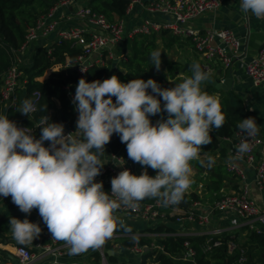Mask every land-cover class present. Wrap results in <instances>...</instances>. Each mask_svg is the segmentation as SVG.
Wrapping results in <instances>:
<instances>
[{"label":"clouds","instance_id":"clouds-1","mask_svg":"<svg viewBox=\"0 0 264 264\" xmlns=\"http://www.w3.org/2000/svg\"><path fill=\"white\" fill-rule=\"evenodd\" d=\"M241 11L264 18V0H241ZM161 54L159 50L150 53L157 71ZM190 71V78L171 89L154 79L128 83L115 75L91 83L80 79L72 101L79 114L77 131L68 135L63 124L46 117L41 123L47 126L40 127L41 137L36 139L29 128L0 116V196H10L25 214L38 209L53 240L64 241L70 255L100 248L118 227L130 230L115 216L122 206L137 209L146 198H156L165 207L180 204L194 182L191 162L199 159L203 146L213 142V129L225 125L219 96L202 88L210 82V73L196 63ZM16 111L31 117L36 105L25 99ZM165 112L167 119L154 125L150 117ZM237 128L247 139L237 145L235 156L228 157L230 166L252 150L250 141L259 134L254 118L241 120ZM114 134L126 144L128 158L145 171L139 176L130 170L120 172L112 178L109 194L96 178L105 166L101 159L105 146ZM208 163H214L211 157ZM149 167L157 175L150 176ZM10 231L20 245L28 246L42 229L28 219L11 218Z\"/></svg>","mask_w":264,"mask_h":264},{"label":"built area","instance_id":"built-area-1","mask_svg":"<svg viewBox=\"0 0 264 264\" xmlns=\"http://www.w3.org/2000/svg\"><path fill=\"white\" fill-rule=\"evenodd\" d=\"M83 0H58L47 11L40 14L31 24L25 26L24 41L16 48H10L7 53L9 66L0 75V109L16 112L19 109L20 99L18 92L24 89L23 68L29 66V53L42 43L41 48L46 51L47 56L53 57L55 49L68 43L70 48L76 51L75 58L71 59L65 54L63 63H57L45 72L43 77L36 80L47 79L52 72L63 71L65 77L76 74L79 78L86 75L87 71L94 66H107L110 63L117 65L126 61V53L122 47L126 38L136 36L159 35L168 32L170 35L189 39L194 51L204 60V67L210 75H214L212 63H219L224 71H230L235 62L239 61L245 65L246 74L250 77L254 87L264 85V43L259 51L249 60L245 61V52L242 50V42L229 29H213L199 31L191 26L192 22L207 12L218 10L224 0H131L127 14H130L135 5L141 6L146 16L141 23L135 27H128L126 19L110 20L105 14L94 11L88 5L81 4ZM82 68L86 71H82ZM118 67L115 68V70ZM223 82V79L221 80ZM161 85L171 89L170 80L162 79ZM69 92V88H65ZM35 105L41 98L40 92L33 94ZM35 111V112H36ZM34 112V113H35ZM31 114V117L34 115ZM259 126L258 136L251 140L252 150L244 154L243 158L230 166L228 160L225 163L226 172L232 175L237 181V190L231 193H224L213 203L211 209H207L201 200H191L185 209L178 205L163 206L156 198L139 202L137 209L122 206L115 213L126 218L138 220L150 226L167 227L171 224L190 228L188 231L165 232L162 236L156 237H182L187 238L183 242L182 252L178 259L188 264H205L198 260L197 250L188 238L207 236L201 249L204 255L212 253L223 246L222 229L210 228L211 210L221 215H236L242 221L249 232L264 235V206L252 194V187H255L260 194L264 192V130ZM21 128H29L36 137V128L18 125ZM68 131L65 135L75 133ZM213 134V131L210 133ZM80 135H77L79 139ZM247 139L240 130L234 131L231 136L222 137L219 140V149L225 148L228 157L236 155V147ZM227 157V159H228ZM104 168L102 177L96 182L106 185V192L111 194V180L124 170H133L126 164L125 159L119 153H107L103 159ZM144 169L140 171L142 173ZM252 171L253 179L250 180L248 173ZM157 175V173L155 174ZM154 175V176H155ZM153 176V177H154ZM202 188L203 185H200ZM0 204L9 205L19 212V208L12 203V198L0 196ZM23 213V212H22ZM38 219H41L38 209L32 211ZM130 235H113L109 238L117 240ZM150 245H140L122 248L115 243L112 251L118 256L142 257L149 249L163 251L153 236ZM47 244L40 242L36 249L53 255L54 260L48 264H88L80 261H63L69 255L67 245L60 246L58 240H53L52 234L46 235ZM227 253L232 256L238 254V264H247L249 261L248 249L240 244L234 237L226 242ZM15 255L19 264H31L38 258V253L26 246H17ZM100 253V264H110L106 260L105 251ZM81 257L87 256V252L78 254Z\"/></svg>","mask_w":264,"mask_h":264},{"label":"trees","instance_id":"trees-1","mask_svg":"<svg viewBox=\"0 0 264 264\" xmlns=\"http://www.w3.org/2000/svg\"><path fill=\"white\" fill-rule=\"evenodd\" d=\"M56 1L58 0H0V75H2V73L7 69L10 63L7 51L10 48L18 47L24 41L26 24L33 23L40 14L47 11ZM130 2L131 0H90L87 4L94 11L103 13L110 20H113L114 17L126 19L127 8ZM36 5L39 6V10L37 12L35 11L34 13H30V10L36 9ZM128 27L130 28L129 24ZM159 39L162 41L164 49L167 51L159 49ZM189 41L190 40L186 38L172 36L168 32H162L159 35H140L131 39L126 38L122 50L123 52L128 53V58L126 61H122L118 64L122 70L115 76L119 78L121 83H128L133 79H143L145 81L148 79H154L162 88L166 89L161 85V81L162 79H171L174 82V85H177L185 79L190 78L193 73L187 72L184 74L185 78H180L181 65L178 63V60L169 58L167 53L176 46L180 49L185 46V44H191ZM153 50H159L162 53V64L159 71L154 68L151 61L150 53ZM65 54L69 55V57L73 59L75 58L76 51L71 49L68 43L56 48L53 57L47 56L46 51H44L41 46H38L35 49L32 54L31 65L23 68L25 86L23 90L18 92V97L20 99V108L25 99H31L35 102L33 94L37 91L40 92L41 98L38 102H36L37 111L34 113L32 118L12 110H8L6 114L9 120L15 122L17 125L36 128L37 139H40L41 137L42 130L40 127L47 126L46 124L41 123L42 119L46 117H49V122L62 123L71 132L77 131L76 122L79 114L75 111V105L72 101L74 99L76 86L78 85L79 80L83 78L87 82L91 83L96 80L103 81L105 79H109L113 76L112 74L115 70L114 67L117 66V63H110L103 67L94 66L90 68L86 75L82 78H79L76 74L65 77L64 72L59 71L52 72V74L43 81L36 80L37 78L43 77L45 72L52 68L55 64L63 63L65 60ZM212 66L215 75L216 71L221 68V65L219 63H212ZM164 68H166V72L164 71ZM206 84H203L202 88ZM66 87L69 88V92L66 91ZM205 91H207L210 95H221L220 101L222 110L225 113V125L218 130L213 129V134H210L213 142L209 145L203 146V149H201L204 154L213 157L217 154V152L224 154L223 150L219 151L220 138L231 136L234 131L238 130L237 125L241 120L252 118L253 115L241 112L231 104L230 97L227 93H232V91H217L210 85H207ZM149 94H152L151 89H149ZM105 98L107 99L108 97ZM160 99L163 105L162 98ZM55 100L60 102L59 109H57ZM113 100L115 101V97H113ZM51 110H56V114L51 115ZM160 118L166 120L167 113H163V116ZM150 119L153 124H156L157 121H159L155 116L150 117ZM79 138H81V136ZM44 146L49 147L50 142L45 141ZM107 153L121 154L125 159L126 164L133 170V175L139 176L141 175L140 171L145 169L144 166H141L128 158L126 144L121 143L120 137L117 134H114L111 142L105 146V154L101 157V159H103ZM102 170L101 175H99L96 179L103 176ZM147 170L148 174L152 177L157 173L156 170H153L150 167L147 168ZM222 181L223 177L221 173H219L216 178L213 176L211 178V183L205 182V190H219V186L222 184ZM105 190L106 185H104V191ZM149 199L150 198H146V200ZM184 199L187 202H190L191 200H200V196L196 193H191L189 195L185 193ZM175 230L176 229L174 228H165L163 226H159L157 228H147L140 231L139 236L122 237L119 241L122 248L133 246L135 243L143 246L150 245L152 239L147 236H143V234L154 232H175ZM0 231L9 232L10 229L9 227H6L5 229L2 228V223H0ZM126 232L129 234L136 233L134 230H127ZM231 237L234 236L223 234V246L208 255H204L201 249L203 243L207 239V236L188 239L196 248L197 258L200 262L205 264H238V254L230 256L227 253L226 242ZM185 239L187 238H160L158 243L163 246V251L149 249L142 257H136V259L140 261V264H188L187 262L178 259L181 255ZM0 242H6L4 234L1 233ZM243 246L248 249L249 253V261L247 264H264V258H262L264 255V235L250 232ZM0 254L4 257L3 262L0 264H9V254L4 251L0 252ZM105 256L106 260L110 264H119L116 256H111L108 253H105ZM89 257V260L93 257L95 258L93 264H100V253L98 251L94 250Z\"/></svg>","mask_w":264,"mask_h":264},{"label":"crops","instance_id":"crops-1","mask_svg":"<svg viewBox=\"0 0 264 264\" xmlns=\"http://www.w3.org/2000/svg\"><path fill=\"white\" fill-rule=\"evenodd\" d=\"M90 0H83L81 4L88 5L87 3ZM147 2L149 0H143ZM146 16L145 11L139 5H135L133 10L130 14H127L126 21L130 25V27H135L141 23L143 18ZM114 19H118L114 17ZM192 27L199 31H209L213 29H229L231 30L237 38L242 42V50L245 52V61H249L261 48L262 44L264 43V18H257L251 13H243L241 11V0H224L221 7L212 12H207L200 16L199 18L195 19L192 24ZM189 43H191L189 41ZM42 45L39 43L37 46ZM177 51L180 53V57H185L189 62L201 61L204 63L203 58L197 54L194 49L193 45L185 44L182 48L178 49L176 46ZM215 64L216 61H214ZM116 70L113 71L112 75H116L118 72L122 70L121 67L118 65ZM114 67V68H116ZM221 70L222 67L220 68ZM223 72H225L223 70ZM232 77H233V88L231 89L232 93H227L230 97L231 104L239 109L241 112L251 114L253 117H256L264 130V85L260 87H254L250 77L246 74L245 65L239 61L235 62L230 70ZM180 78H185L184 75H180ZM172 81V80H171ZM175 85H173V88ZM219 98L221 97L220 94H217ZM57 109L60 108V102L55 100ZM56 110H51V115H55ZM0 116H5V112L0 109ZM163 114H158L155 117L160 118ZM155 125V124H154ZM224 151V154L217 152V154L213 157L204 154L202 151L200 153L198 160H193L191 162V167L193 169L192 179L193 183L190 188L186 191V194L196 193L200 196V200L206 205L207 209H211L215 200L220 197V195L224 193H231L232 191L237 190V181L236 179L228 174L225 169V163L228 160V154L225 148L220 149L219 151ZM209 157L212 158L214 161L213 164H209ZM204 161L203 164L200 161ZM222 167V168H221ZM147 170V169H146ZM145 171V169H144ZM143 171V172H144ZM142 172V173H143ZM148 172V170H147ZM140 173V174H142ZM221 173L223 177L222 184H220L219 190H205V182L211 183V178L214 176L215 178L218 177V174ZM198 175V178L195 177ZM249 179H253L252 171L248 173ZM198 179V180H195ZM200 185H203L201 188ZM252 194L258 200V202L264 206V192L260 194L255 187H252ZM183 200L185 203L189 204L184 198ZM179 208L185 209L184 206L178 204ZM119 215V220H122L126 225L127 229L136 231L135 234H129L126 230L121 229L118 227V231L114 232V235H130V236H139V232L145 230L147 228H157L159 226H150L146 223H143L138 220H131L120 214L115 213V216ZM211 221H210V228H218L222 229L225 234L233 235L236 240L240 244H244L247 240V236L249 235L248 229H246L243 225V221L236 215H221L220 213L211 210ZM16 218L19 220L28 219L33 223H39L42 232L39 238L33 241L31 245H28L29 249L38 253V258L31 264H48L54 260V257L50 253H46L43 251H39L36 249V245L40 242L42 244H47L46 235L49 232L47 226L44 224L43 220L38 219L35 215L25 214L19 212L15 208L6 205L0 204V223H2V228L9 227L10 229V219ZM125 218V219H124ZM168 227L174 228L178 231H188L190 228H184L183 226H177L175 224H171ZM175 230V231H176ZM4 234V238L6 242H0V252L4 251L14 256V259L10 257L9 264H19V259L15 255V248L20 244L14 239L11 231L9 232H2ZM117 233V234H115ZM143 236H153L154 239L158 242L162 236V233L154 232V233H145ZM122 238V237H121ZM152 239V238H151ZM120 238L117 240H106L105 244L98 249H90L88 250L87 256L81 257L79 255H68L67 257L62 258L63 261H80V262H87L88 264H93L95 258L89 260V255L94 252V250H104L105 253H111V256H116L119 264H138L136 257L129 256L128 260H125L123 256H118V253L112 251L113 245L115 243L120 244ZM60 246L66 245L64 241H59ZM24 246V245H21ZM126 255V254H125ZM127 256V255H126ZM125 256V257H126ZM89 257V258H88ZM264 258V255L263 257ZM4 257L0 254V263H2ZM140 264V261H139Z\"/></svg>","mask_w":264,"mask_h":264},{"label":"water","instance_id":"water-1","mask_svg":"<svg viewBox=\"0 0 264 264\" xmlns=\"http://www.w3.org/2000/svg\"><path fill=\"white\" fill-rule=\"evenodd\" d=\"M178 63L181 65L180 69V75H184L187 72L190 71V65L196 63L200 65V68L203 71H206L203 63L201 61H195V62H189L184 56L178 59ZM207 72V71H206ZM192 73V72H191ZM223 79V82L221 81ZM233 77L230 71H225L218 69L216 71L215 75H210V82H208L206 85L203 86V89L206 90L207 85L212 86L214 89L217 91H224V92H229L233 88ZM62 124V123H61ZM65 127V126H64ZM69 130L65 127V132H68ZM180 205L184 206L185 208L188 207V204L185 203L183 200ZM111 255V253H108ZM10 257L14 259V256L10 254Z\"/></svg>","mask_w":264,"mask_h":264},{"label":"rangeland","instance_id":"rangeland-1","mask_svg":"<svg viewBox=\"0 0 264 264\" xmlns=\"http://www.w3.org/2000/svg\"><path fill=\"white\" fill-rule=\"evenodd\" d=\"M39 10V6L38 5H36V9L34 10V9H32V10H28L30 13H34L35 11L37 12ZM158 45H159V49H161V50H165V51H167L166 49H164V45H163V43H162V41L159 39L158 40ZM33 52H34V50H32L31 51V48L28 50V53H29V64L31 65V58H32V54H33ZM168 57L169 58H171V59H174V60H178L179 59V57H180V53H179V51H177V48H173L171 51H168ZM128 58V53H126V59ZM164 71L166 72V68H164ZM165 80V79H164ZM168 80H170L171 81V79H167V81ZM171 85L173 86L174 85V82L173 81H171ZM161 118H158V120H160ZM195 177H197L198 178V175H196ZM195 180H198V179H195ZM122 216V215H121ZM116 217H120L119 215H117ZM125 219V218H124ZM132 220V219H131ZM91 249V248H90ZM92 250V249H91ZM126 255H124L123 257L124 258H126L125 260H128L130 257L129 256H126ZM137 260V259H136ZM137 263L139 264V260L137 261ZM121 264V263H120ZM123 264H125V263H123Z\"/></svg>","mask_w":264,"mask_h":264}]
</instances>
